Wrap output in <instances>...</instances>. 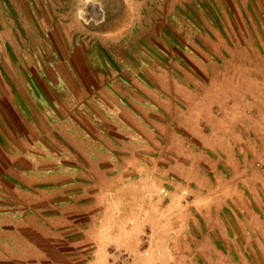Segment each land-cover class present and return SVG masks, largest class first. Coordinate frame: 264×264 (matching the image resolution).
I'll use <instances>...</instances> for the list:
<instances>
[{
	"label": "rangeland",
	"instance_id": "obj_1",
	"mask_svg": "<svg viewBox=\"0 0 264 264\" xmlns=\"http://www.w3.org/2000/svg\"><path fill=\"white\" fill-rule=\"evenodd\" d=\"M0 264H264V0H0Z\"/></svg>",
	"mask_w": 264,
	"mask_h": 264
}]
</instances>
